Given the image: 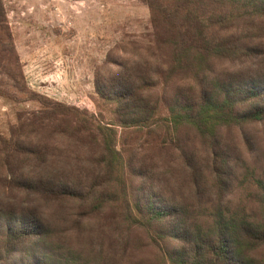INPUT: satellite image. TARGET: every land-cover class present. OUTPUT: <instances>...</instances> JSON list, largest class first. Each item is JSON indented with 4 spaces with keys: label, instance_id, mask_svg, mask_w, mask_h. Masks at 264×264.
Listing matches in <instances>:
<instances>
[{
    "label": "rangeland",
    "instance_id": "1",
    "mask_svg": "<svg viewBox=\"0 0 264 264\" xmlns=\"http://www.w3.org/2000/svg\"><path fill=\"white\" fill-rule=\"evenodd\" d=\"M1 1L9 38L0 29V138L9 139L17 131L31 133V143L37 149L44 148V144L37 143L39 139L42 142L46 140L47 148H60L62 151L47 155L49 167L61 172L60 181L70 186L77 185L80 191L90 187L95 196L105 195L106 207L100 216L90 220L94 226V239L90 246L95 252L102 249L100 242L106 237L102 232H110L115 227L119 231L124 230V223L118 218L108 228L106 226L108 220H112V214L120 216L124 212L125 200L129 205L125 213L129 209L132 214L136 213L133 206L136 205L134 197L139 182L146 184L145 187L161 201L175 200L182 205L188 204L190 213L198 211L189 201L196 202V195L202 193L203 200L210 199L216 204L222 196V203L230 201L229 210L246 205L257 218L261 217L264 193L256 180L264 186V121L244 124L230 134L225 132L224 143L232 145L235 150L229 152V173L223 175L225 184L221 186L215 179V173L209 174L213 164L207 169L214 158L219 161L213 155V148L210 150L207 144H202L197 133L186 129L183 124L179 125V136L190 148L181 154L175 138L169 140L160 127L159 117H166L172 105L169 99L164 101L163 98L169 96L173 102L178 88L185 91L193 87L199 92L201 77L165 79L170 74L167 72L169 67L155 62L162 58L168 60V57L160 56L156 49L151 13L143 0ZM255 22H262L263 26L264 18ZM261 25L259 28L249 27L254 42L264 38L259 37L264 34L259 30L263 28ZM240 63L222 60L216 69L221 73L233 67L264 74V61L260 58L244 63L245 68ZM155 67L159 69L157 74ZM140 70L148 71L149 78L145 81L139 79ZM131 79L142 87L150 80L144 87L150 94L144 91L146 94L142 95L158 105L154 118L143 126L136 125L140 114L135 112V106L132 110L122 107L120 113V108L103 95L106 90L116 91L119 84L124 86ZM61 108L70 114L81 112L90 117L91 132L100 145L101 135L96 128L114 129L119 161L115 168H120L121 181L115 179L119 174L117 171L110 179L104 176V171L97 164L99 146L88 143V140L60 136L55 127L40 129L33 124L42 117H54V124L62 125L63 116L58 114ZM54 110L57 113H52ZM122 121L126 125H121ZM21 123L24 124L22 129L18 127ZM171 133L175 135L174 131ZM86 135L81 133L82 137ZM187 137L189 141H186ZM12 163L9 171L0 169L1 184L12 179V172L19 165L18 158ZM244 165L249 171L247 175ZM30 168L32 163L29 162L23 171ZM139 171L144 173L143 178L137 176ZM139 194L141 192H137ZM16 198L17 202L27 200L24 193H17ZM49 199L47 202L33 196L29 202L35 208L33 210L42 212L47 220H51L49 216L62 212L59 226L73 234L74 219L66 216L67 209L61 211L57 208L60 203L66 206L61 201L64 199ZM82 238L79 247L86 248L90 239L85 231ZM124 239L127 241L129 264H163L164 260L156 248L149 245L152 243L147 231L134 228ZM178 245L172 240L168 241L167 247L172 249ZM58 263L53 261V264Z\"/></svg>",
    "mask_w": 264,
    "mask_h": 264
},
{
    "label": "trees",
    "instance_id": "2",
    "mask_svg": "<svg viewBox=\"0 0 264 264\" xmlns=\"http://www.w3.org/2000/svg\"><path fill=\"white\" fill-rule=\"evenodd\" d=\"M143 2L151 13L156 49L160 56L168 57V60L162 58L155 62L169 67L167 72L170 74L165 79L174 76L178 80L201 77L199 92L193 87L185 91L178 88L173 102L169 96L163 98L164 101L169 99L172 105L166 117H159L160 127L165 130L169 140L175 138L181 154L190 146L179 136L180 124L195 131L202 144H207L210 150L213 148V155L219 161L214 158L207 169L213 164L209 174L215 173V179L221 186L225 184L223 175L229 173V152L235 150L232 145L224 143L225 132L230 134L244 124L264 121V74L247 69L244 72V69L236 70L233 67L219 73L216 67L222 60L235 64L241 62L243 68L244 63H252L256 57L264 61V38L254 42L249 30V27L259 28L261 25L262 22L256 23L255 20L264 18V0ZM5 22V11L0 0V29L9 38ZM262 27L259 30L264 32V25ZM259 37H264V34ZM155 69L157 74L159 69ZM139 74L142 81L149 78L147 70H140ZM144 87L131 79L124 86L119 84L116 91L106 90L103 95L120 108V113L122 107L132 110L135 106V110L139 111L135 112L140 114L136 125L143 126L154 118L158 107L157 103L148 101L142 95L144 91L150 94ZM60 110L58 114L63 116L62 125L54 124L53 116L51 119L42 117L33 124L40 129L55 127L60 136L88 140V143L99 146L97 164L104 171V176L110 179L117 171L119 174L114 177L121 181L120 168H115L119 161L115 151L114 129L96 128L101 135L100 145L91 132L90 117L81 112L70 114L64 108ZM53 112L57 113L56 110ZM125 123L120 122L121 125ZM18 127L22 129L24 124ZM172 131L175 135H172ZM81 133L87 135L82 137ZM31 135L17 131L9 139L0 138V169L9 171L15 158L19 162V165L16 164L17 170L12 172V179L5 184L0 183V264H53V261H58V264H129L124 237L134 228L148 232L152 244L148 243L156 248L159 257L164 260L163 264H264V202L261 217L257 218L249 206L240 205L231 211L228 208L230 201L222 203V196L214 204L210 199L203 200L204 196L199 193L196 202L189 201L198 212L190 213L188 204L157 199L143 182H139L137 188L141 194L137 195L136 192L134 197L136 213L132 214L130 209L125 213L129 206L125 200L124 212L120 216L112 214V220H108L107 228L115 218L120 219L125 231L115 227L110 232H102L106 235L100 242L102 249L95 252L90 246L94 239V226L90 220L103 212L107 202L105 195L95 196L90 187L80 191L77 185L70 186L60 181L61 172L49 167L47 155L53 151L58 154L62 152L61 149L47 148L48 142H42V139L37 143L44 144V148L37 149L31 143ZM189 140L187 137L186 141ZM29 162L32 168L24 172L23 167ZM244 168L247 175L248 168L245 165ZM143 174L139 171L137 176L143 178ZM256 182L264 193L262 182ZM16 192L24 193L27 200L17 202ZM33 196L47 202L50 197L63 198L61 201L66 206L60 203L57 208L61 211L67 209L66 216L74 219L76 226L71 228L73 234H68L66 229L59 226L63 219L62 212L49 216L51 220H47L42 212L33 210L35 208L29 202ZM167 224L172 226L167 227ZM84 231L90 241L86 248H81L79 244ZM172 240L179 245L169 249L167 244Z\"/></svg>",
    "mask_w": 264,
    "mask_h": 264
}]
</instances>
